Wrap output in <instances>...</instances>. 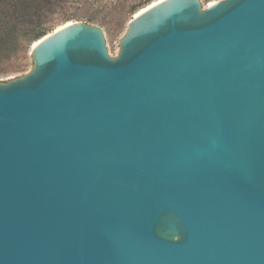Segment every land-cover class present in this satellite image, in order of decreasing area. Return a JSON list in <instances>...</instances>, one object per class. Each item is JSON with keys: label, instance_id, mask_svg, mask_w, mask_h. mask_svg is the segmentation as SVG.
<instances>
[{"label": "water", "instance_id": "95a60500", "mask_svg": "<svg viewBox=\"0 0 264 264\" xmlns=\"http://www.w3.org/2000/svg\"><path fill=\"white\" fill-rule=\"evenodd\" d=\"M118 45L69 21L0 82V264H264V0H157Z\"/></svg>", "mask_w": 264, "mask_h": 264}, {"label": "rangeland", "instance_id": "374dc122", "mask_svg": "<svg viewBox=\"0 0 264 264\" xmlns=\"http://www.w3.org/2000/svg\"><path fill=\"white\" fill-rule=\"evenodd\" d=\"M146 0H56L46 9L44 25L49 32L69 21H84L101 27L105 46L110 57L119 50L118 41L124 35L129 19L141 7L149 4ZM205 7L216 0H200ZM31 44L21 36L17 43L0 52V82L16 78L30 70Z\"/></svg>", "mask_w": 264, "mask_h": 264}, {"label": "trees", "instance_id": "16d2710c", "mask_svg": "<svg viewBox=\"0 0 264 264\" xmlns=\"http://www.w3.org/2000/svg\"><path fill=\"white\" fill-rule=\"evenodd\" d=\"M56 0H0V52L22 37L28 46L46 35V9ZM151 1V0H146Z\"/></svg>", "mask_w": 264, "mask_h": 264}, {"label": "bare ground", "instance_id": "6f19581e", "mask_svg": "<svg viewBox=\"0 0 264 264\" xmlns=\"http://www.w3.org/2000/svg\"><path fill=\"white\" fill-rule=\"evenodd\" d=\"M155 1H157V0H154V1L150 2L149 4L145 5L144 7L139 8V9L134 13V15H136V14L139 13L141 10H143L146 6H149L151 3H154ZM211 3H213V2H209V4H211ZM63 25H64V24L58 26V27L55 28V29H58V28L62 27ZM55 29H54V30H55ZM38 40H39V39L34 40V41L31 43V46L34 45V44H36Z\"/></svg>", "mask_w": 264, "mask_h": 264}]
</instances>
